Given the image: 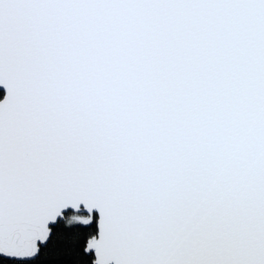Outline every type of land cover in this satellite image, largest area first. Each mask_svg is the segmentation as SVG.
<instances>
[{"label": "snow or ice", "instance_id": "6c2138e0", "mask_svg": "<svg viewBox=\"0 0 264 264\" xmlns=\"http://www.w3.org/2000/svg\"><path fill=\"white\" fill-rule=\"evenodd\" d=\"M0 264H264V0H0Z\"/></svg>", "mask_w": 264, "mask_h": 264}, {"label": "water", "instance_id": "95a60500", "mask_svg": "<svg viewBox=\"0 0 264 264\" xmlns=\"http://www.w3.org/2000/svg\"><path fill=\"white\" fill-rule=\"evenodd\" d=\"M0 91L3 92V94H4V89H3L2 86H0ZM2 98H3V96H2ZM2 98H1V99H2Z\"/></svg>", "mask_w": 264, "mask_h": 264}, {"label": "trees", "instance_id": "16d2710c", "mask_svg": "<svg viewBox=\"0 0 264 264\" xmlns=\"http://www.w3.org/2000/svg\"><path fill=\"white\" fill-rule=\"evenodd\" d=\"M2 96H3V92L0 91V99L2 98Z\"/></svg>", "mask_w": 264, "mask_h": 264}]
</instances>
